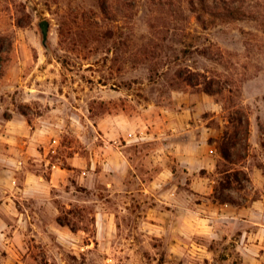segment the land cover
I'll return each mask as SVG.
<instances>
[{
	"label": "rangeland",
	"instance_id": "rangeland-1",
	"mask_svg": "<svg viewBox=\"0 0 264 264\" xmlns=\"http://www.w3.org/2000/svg\"><path fill=\"white\" fill-rule=\"evenodd\" d=\"M42 19L49 24L45 46ZM236 111L247 116L248 135L234 139L227 162L216 147L225 131L233 135ZM185 128L203 138L198 146L213 147L212 170L189 173L174 163L172 176L145 193L127 176L126 192L106 197L119 216L118 230L96 239L106 243L73 253L28 232L26 206L36 211L30 230L39 224L38 203L25 198L27 177L45 180L50 162L68 166L72 156L64 188L95 200L106 195L104 183L95 176L87 189L76 181L89 152L103 143L99 134L158 137ZM143 143L128 142L125 151L146 181L160 167L147 163L151 145ZM35 187L34 193L63 192ZM220 190L227 202L214 196ZM79 205L69 220L90 230L95 206ZM49 209L41 210L43 222L68 218L54 219ZM165 214L173 219L166 227ZM139 216L164 227L140 230ZM59 258L264 264V0H0V264H60Z\"/></svg>",
	"mask_w": 264,
	"mask_h": 264
},
{
	"label": "crops",
	"instance_id": "crops-1",
	"mask_svg": "<svg viewBox=\"0 0 264 264\" xmlns=\"http://www.w3.org/2000/svg\"><path fill=\"white\" fill-rule=\"evenodd\" d=\"M99 137L103 140L102 145L89 152V157L85 159V165L87 167L85 168V171H81V176L79 175L78 178L79 181L76 182H81L83 183L82 186H85L87 189H91L92 182H94L93 180L96 176V178L100 179L104 183L103 191L106 192L104 197L97 198L95 200L80 199L77 195L72 193V190L70 189L71 187L64 188L68 177L72 174V162L76 163V159L74 157L72 159V156L67 157V160L69 161L68 166L65 164L52 163L49 159H46V162L51 163V170L48 178L44 180L41 176L35 177L34 175L33 177H27L23 188V190L28 193L25 195V198L28 199L29 203H31V200L38 203L37 219L39 227L36 232L30 230V218L34 219L33 215H36V211L32 210L30 208L31 206L28 205L21 213L24 221L27 223L28 232H33V234L37 237L42 235L47 236L49 239H52V243L57 247L69 250L73 249V253H77L76 250L87 251L89 248L94 246L95 243L97 245L99 243H106L107 240H104L103 236H101L102 240L97 241L96 239L99 238V235H110L112 232L118 230L117 219L119 216L117 215V212L106 206V197L111 196L113 193L126 192L123 190H126L124 188L127 187V184L125 183V178H127V176L133 178L134 181L139 180L141 187L138 190L145 193L150 190L151 186L157 184L158 181H162L163 179L168 180V178H170L169 176H172V164L174 163L179 164V166H182V168L189 173H196L201 169L212 170L214 165L213 147L209 144L207 147L198 146L200 142H203V138L193 134L191 129L185 128L181 133L165 132L164 136L158 137L148 132H144L143 134L141 133L140 135H137L136 133H128L126 135H122V139L118 137V134L116 133L108 134L104 132L103 134H99ZM158 138L161 139L160 142H157ZM109 140H113L116 143H109ZM123 141H126V143H122ZM128 142H136L137 144H144L143 142H145L151 145V148L146 151L147 153L144 156L148 164H158L160 168L155 175L151 176L146 181L142 180L143 175H141V173L139 174L136 170L135 166L137 160L134 155L125 151ZM118 143H121V145ZM76 154L77 153H74V155ZM87 173H90L89 177H82V175H87ZM145 175H147V173ZM197 175L198 174L193 176L194 179L199 178L200 180L201 177H198ZM37 183L38 185L45 186L47 188H56L57 190L63 192L53 195L48 194V191L44 194L34 193L37 192V187H35ZM81 183H79V185H81ZM195 183L200 184L202 183V180ZM191 184V188H193L194 182ZM30 190L33 192L30 193ZM169 196L173 197L174 193H169ZM155 199L162 202L159 198ZM90 202H92L95 206L93 212L89 213L91 219L89 226L92 229L89 230L86 223L85 226H79L70 222L69 217L72 215L71 209L76 206L81 207L82 205L79 204H88ZM42 208H50L51 210H49L53 214L54 219L61 214L66 215L68 218L60 221L54 220V222H43L41 220ZM121 212H127V210L123 209ZM168 212L170 211L166 210V213ZM165 215L166 217H163L165 219L164 225L165 227L167 225L170 226L173 219L170 221L168 220V214ZM169 216L171 217V215ZM138 218L142 221L138 224V228L140 230L142 228H150L154 230L164 227L161 223L151 221L147 222L142 216H139ZM42 226L44 228H42ZM59 263L65 264V261L59 258Z\"/></svg>",
	"mask_w": 264,
	"mask_h": 264
},
{
	"label": "trees",
	"instance_id": "trees-1",
	"mask_svg": "<svg viewBox=\"0 0 264 264\" xmlns=\"http://www.w3.org/2000/svg\"><path fill=\"white\" fill-rule=\"evenodd\" d=\"M238 111L235 112V117L232 118L233 121L231 122H235L232 123L233 124V135L231 134H228L227 131L224 132L223 136H222V140L220 142V144L216 147V150L218 151V153L220 154V156L227 162H233L231 161V154L229 153V149L228 148H235V138H237V136L241 133H244V138L246 139L247 138V135H248V118L246 115L242 116V113H239ZM239 138V137H238ZM240 140V138H239ZM212 141H215L214 139L212 138H209L208 139V142L211 143ZM239 173H242L241 171L239 172H235L233 174V178H235V180L237 182L240 181V177H239ZM245 178V177H244ZM247 179V178H246ZM228 182V183H227ZM225 183L227 184H223V182H220L219 185H220V189H223L227 186H229V179L227 178L225 180ZM223 191L220 190L218 195H214L218 202H227L228 198L223 195L222 193Z\"/></svg>",
	"mask_w": 264,
	"mask_h": 264
},
{
	"label": "water",
	"instance_id": "water-1",
	"mask_svg": "<svg viewBox=\"0 0 264 264\" xmlns=\"http://www.w3.org/2000/svg\"><path fill=\"white\" fill-rule=\"evenodd\" d=\"M48 22L45 19H42L41 21H39L38 23V27L41 33V43L43 46H45L46 41H47V32H48Z\"/></svg>",
	"mask_w": 264,
	"mask_h": 264
}]
</instances>
